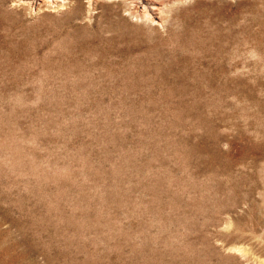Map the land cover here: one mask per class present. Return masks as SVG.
Returning <instances> with one entry per match:
<instances>
[{
  "label": "rangeland",
  "instance_id": "1",
  "mask_svg": "<svg viewBox=\"0 0 264 264\" xmlns=\"http://www.w3.org/2000/svg\"><path fill=\"white\" fill-rule=\"evenodd\" d=\"M0 264H264V0H0Z\"/></svg>",
  "mask_w": 264,
  "mask_h": 264
},
{
  "label": "bare ground",
  "instance_id": "2",
  "mask_svg": "<svg viewBox=\"0 0 264 264\" xmlns=\"http://www.w3.org/2000/svg\"><path fill=\"white\" fill-rule=\"evenodd\" d=\"M2 7V6H1ZM153 9H158V8H156L155 6H154V8ZM153 20V19H152ZM154 20H156V19H154ZM156 22V21H155ZM242 237V236H241ZM260 245V244H259ZM249 253V252H248ZM248 255V254H247ZM243 257V256H242Z\"/></svg>",
  "mask_w": 264,
  "mask_h": 264
}]
</instances>
